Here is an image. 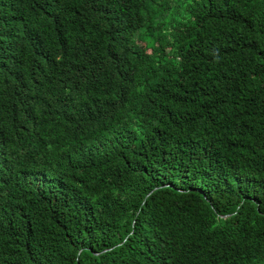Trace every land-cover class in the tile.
<instances>
[{
	"label": "trees",
	"instance_id": "trees-1",
	"mask_svg": "<svg viewBox=\"0 0 264 264\" xmlns=\"http://www.w3.org/2000/svg\"><path fill=\"white\" fill-rule=\"evenodd\" d=\"M0 264H264V0H0Z\"/></svg>",
	"mask_w": 264,
	"mask_h": 264
},
{
	"label": "bare ground",
	"instance_id": "bare-ground-1",
	"mask_svg": "<svg viewBox=\"0 0 264 264\" xmlns=\"http://www.w3.org/2000/svg\"><path fill=\"white\" fill-rule=\"evenodd\" d=\"M40 17V16H39ZM34 46V45H33Z\"/></svg>",
	"mask_w": 264,
	"mask_h": 264
}]
</instances>
